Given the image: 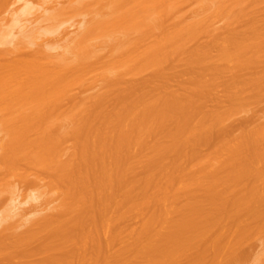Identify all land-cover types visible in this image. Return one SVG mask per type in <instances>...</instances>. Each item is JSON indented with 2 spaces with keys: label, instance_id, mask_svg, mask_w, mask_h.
Returning <instances> with one entry per match:
<instances>
[{
  "label": "bare ground",
  "instance_id": "bare-ground-1",
  "mask_svg": "<svg viewBox=\"0 0 264 264\" xmlns=\"http://www.w3.org/2000/svg\"><path fill=\"white\" fill-rule=\"evenodd\" d=\"M0 264H264V0H0Z\"/></svg>",
  "mask_w": 264,
  "mask_h": 264
},
{
  "label": "rangeland",
  "instance_id": "rangeland-1",
  "mask_svg": "<svg viewBox=\"0 0 264 264\" xmlns=\"http://www.w3.org/2000/svg\"><path fill=\"white\" fill-rule=\"evenodd\" d=\"M224 65H227V64H224ZM227 71V70H226ZM224 74H226V72H224ZM132 255H133V253H132Z\"/></svg>",
  "mask_w": 264,
  "mask_h": 264
}]
</instances>
